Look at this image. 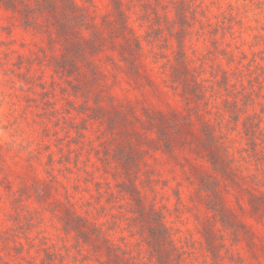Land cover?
Listing matches in <instances>:
<instances>
[{
  "label": "rangeland",
  "instance_id": "obj_1",
  "mask_svg": "<svg viewBox=\"0 0 264 264\" xmlns=\"http://www.w3.org/2000/svg\"><path fill=\"white\" fill-rule=\"evenodd\" d=\"M23 1L31 4L32 8L36 7L35 0ZM73 1L77 4L76 0ZM5 2L6 0H0V72L4 75L11 72V69L5 70L11 55H15L13 68L19 69L25 64L29 67L36 64L39 67L43 60L32 49H37L42 54L44 48L39 47L37 41L46 43L49 50L60 44L62 54L49 60V65L60 83L50 78L48 85L37 83L36 87L39 91L28 89L32 94L20 98L23 109L17 117V120L25 126L20 127L17 123L16 129L9 133L10 137L12 135L34 137L38 142L35 151L27 152L26 145H19L13 151L12 144L0 136V174H3L0 178V235L9 238L6 243L0 242V252L3 253L0 255V264H10L15 258H19V262L23 264H34L35 258L26 259V251H31L33 246L30 244L33 243L25 233L39 227L46 217L51 221L53 239L59 242L65 254L69 251L66 241L70 239L73 249L86 248L87 255L83 260L92 259L94 264H112L111 247L122 248L124 255L134 264H156L155 260L151 259L148 246L143 242L142 229L132 220L135 215L134 201L122 191V187L128 184L134 187L138 196L142 197L146 208L156 209L164 221L163 210L155 207L152 197L157 185L168 187L169 181L162 177L176 172L179 179L173 175V179L177 182L171 188V194L178 203L182 204V207L175 210V221L183 226L186 235L173 223L165 227L171 243L182 256L183 264H190L186 262L185 255L190 256L191 253H186L185 249L194 248L196 245L209 253L213 262L218 260L206 249L203 236L206 226L212 228L216 234L220 252L224 249L227 240L233 246H241V251L247 252L253 260L257 259V253L264 254V210L258 213L249 203V193L264 196V192L243 187L246 183H264V162L258 168L255 163L243 159L248 153L253 152L250 137L245 129V124L252 122L258 125L256 137L260 146L258 145L257 148L260 156L264 158L262 147L264 146V103L261 102L264 101L262 95L264 94V23L260 19L253 15L252 23L246 24L244 19L238 18L240 15L238 12L237 15L229 14L226 23L221 20L216 26L208 25V31L204 30L203 24H200L197 30L194 10L191 17H187L186 23L182 24L177 6L180 0H121L129 27L136 35L132 27L133 23L148 24V29L137 35L141 48L137 47V43L133 40L130 45L133 49H131L123 37L124 32L115 30L109 23L117 18L114 2L82 0L83 3L93 7L95 16L88 14L87 9L77 4L82 10L80 12L87 17L85 20L90 21V24L97 28L85 29L82 33L86 40H94L98 48L90 50L84 59L78 60L77 72L67 77L58 73L54 66L55 60L66 53L67 42L57 34L55 27H52V18L39 16L33 18L32 24L28 25L23 15L8 9ZM241 3L251 6L244 9L245 16L249 11L264 9V0H241ZM181 4L183 7V3ZM184 6V10L190 7L187 2ZM169 7L174 10L173 22H169L166 15H161ZM18 10L21 11L20 8ZM246 36L250 38L246 39ZM70 40L73 44L77 43L80 40L79 34H71ZM12 45H16L18 50H27V52L3 51ZM181 56L186 59L192 79L195 78L205 87L198 95L182 90L183 103L180 105L167 110H158L141 103L140 100L128 98L123 90L114 89L111 93L106 90L107 72L110 69L117 71L124 81L132 82L137 86L145 84L151 86L152 81L145 76V73L154 71L152 64L160 60L168 62V79L172 81L174 68L180 67L178 59ZM205 71L207 78L198 81L197 76L203 75ZM222 78L229 79L234 86V88L231 86L230 93L225 90L215 92L211 89L215 86L219 90L215 80L222 81ZM17 79L32 83L23 74H17ZM40 80L42 76H37L36 81ZM6 87V83L0 81V105L3 103ZM61 100H64L62 107L65 113L71 110L77 115L86 114L85 119L68 123L67 126L76 132L70 143L79 144L83 131L92 130L98 142L94 154L104 165V172H110L113 181L112 191L108 193L106 199L125 201L123 205L125 213L115 217L107 231L102 230L96 223V217L89 210L91 205L88 201L82 198L75 202L56 199L52 196L54 185L35 179L33 176L35 164L45 153H47L44 159L45 167H55L70 160V153L60 155L63 149H58L57 152L51 151L54 146L61 143L54 139L58 135L54 130L60 124V120L56 119L60 114L56 105ZM237 114L239 117L235 118ZM171 115H176V118L172 119ZM193 115L195 119L192 118ZM161 116H164L166 124H169L168 133L165 134L149 126L150 117L151 120L158 122V117ZM8 127L11 125L0 126V131L7 132ZM208 127L228 149L229 159L233 164L232 177L237 183L214 172L200 141V137L205 139L204 130ZM146 133H151V136ZM130 143L136 154L132 168L127 170L117 156V152ZM21 153L25 154L20 155ZM14 156L19 157L15 165L18 167L19 181L15 193L12 192L13 183L5 174ZM67 171L72 170L67 169ZM248 172L252 175L246 176L245 173ZM87 175L90 177L92 174L87 173ZM201 175L211 176L218 182L225 208L232 220V228L224 226L218 214L208 207L209 198L200 185ZM76 180L77 182L72 185L73 191L79 189L80 180L78 177ZM88 182L87 179L83 180L85 184ZM94 187L99 191L102 185L96 182ZM237 191L246 195V209L238 200L230 199V195ZM4 193H10L14 197L8 201L6 217L8 226L5 220ZM29 200L36 207L29 205ZM69 213L84 219L89 228L98 229L103 239L90 233L92 242H87L78 238L75 232L65 231L63 221ZM118 220L122 221V230L128 233L127 237L117 235L113 238L108 234L119 228ZM249 220L252 223H249ZM193 229L200 238L195 242L192 239ZM174 235L177 239L183 237V244L180 247H177L173 239ZM20 237H23L27 243V249H21ZM48 239L45 237L40 241L41 246L37 252V255L41 256L39 264H64L66 256L60 255L57 243L44 246ZM122 244L124 247H121ZM23 245L25 247V244ZM141 245L146 261L141 259V251H137ZM47 248L58 254L54 258L55 262H49L47 259ZM134 251L135 255L132 254ZM5 256L8 259H5ZM228 260L230 264H245L244 257L239 252L228 256Z\"/></svg>",
  "mask_w": 264,
  "mask_h": 264
},
{
  "label": "clouds",
  "instance_id": "obj_2",
  "mask_svg": "<svg viewBox=\"0 0 264 264\" xmlns=\"http://www.w3.org/2000/svg\"><path fill=\"white\" fill-rule=\"evenodd\" d=\"M77 4L82 8L88 10V14L95 16V10L89 4L83 3L82 0H76ZM245 8H251L250 5H243L241 0H192L190 7L185 13L189 18L195 11L196 24L195 28L199 30L200 24L205 26L204 30L208 31V25L216 26L220 23L221 20H224L226 23V17L231 15H237L239 12L240 15L238 18L244 19L246 24L252 23V17L255 15L258 19L264 23V9L261 10H252L247 13V16L244 14ZM203 13V15H201ZM161 15H166L169 22H173L175 19L174 10L169 7ZM135 19V17H133ZM43 22V21H42ZM132 27L135 29L137 35H141L146 29H148L147 23L136 22L132 24ZM84 31V29H80ZM85 31V35H86ZM54 38V37H53ZM250 38L248 36L245 37ZM239 43V41H234ZM39 47L44 48V52L41 54L37 49H32L33 52H36L37 55H40L43 63L37 67L36 64H33L29 67L27 64L23 65L21 68L16 69L12 67V62L15 60V55L10 56L9 62L5 66V70L11 69V72L8 75H4L3 72H0V81L6 83L7 87L5 88V97L3 99L2 105H0V126H8V131H0V136H3L4 139L8 140L12 144L13 151L19 145H26L27 152H34L37 147V141L34 137L29 135H12L9 136V133H12L16 127L17 123L20 124V127L25 125L17 120V117L23 109V105L20 102V98L24 95H31L28 89H33V91H39L36 87L37 83H44L48 85L50 83V78L56 80L57 83H60L59 78L52 71L51 66L49 65V60L53 57H59L62 54V48L60 44H56L51 50L46 46V43H40ZM31 47V46H29ZM147 45L145 49L147 50ZM14 50H18L16 45H12L10 48L3 49L4 52L13 53ZM25 51L27 50H18ZM206 67V66H205ZM154 71L146 72L145 76L152 81L151 86L147 84L143 86H137L136 84L128 81H124L120 74L117 71L109 70L107 72L106 80V90L111 93L114 89L118 91H125L128 98H135L140 100L141 103L150 105L158 110H167L171 109L177 105L183 103L182 98V86L178 82H173L168 79V62L165 60H160L157 63L152 64ZM17 74L25 75L32 83H26L25 80L17 79ZM37 76H42V80L36 81ZM207 78V71L203 75H198L197 79L204 80ZM23 89V91H21ZM47 90V89H45ZM264 95V94H262ZM70 99V98H69ZM264 103V101H261ZM79 103V101H77ZM64 100H61L60 103L56 105V108L60 111V114L56 119L60 120L59 126L54 130L58 135L54 138L61 141L57 146H54L51 151L57 152L58 149H63L64 151L60 155L70 153V160L64 164L56 165L55 167H45L44 159L47 153L39 158V162L35 164V172L33 176L35 179L43 180L44 182H50L54 185V191L52 196L56 199H68L73 202L77 200H86L91 205L89 209L92 211L93 215L96 217V223L101 226L102 230L107 231L109 224L113 221L115 217H119L122 213H125V204L124 200L117 201H108L107 195L112 191V177L110 172H104V165H102L97 157L94 154V149L98 143L95 140V136L91 129L83 131V136L79 144H71L70 141L73 137L76 136V132L69 128L67 125L69 122L75 120L80 121L81 119L86 118V114L77 115L75 111L69 110L67 113L63 111ZM195 119V115L192 117ZM16 121V123H13ZM50 127V125H49ZM221 128L223 125L221 124ZM146 135L151 136V133H146ZM51 143V141H46ZM68 145V147H65ZM21 153L20 155H24ZM78 157V159H77ZM19 160L18 156H14L13 161L10 162V165L6 171L9 181L13 183L12 192L15 193L16 185L19 183L17 179L18 167L15 166L16 162ZM72 161H76L73 163ZM67 169H71V172H68ZM87 173L92 175L89 177ZM3 174H0L2 178ZM173 175L177 176L179 179L178 172L173 173L172 175L165 174L162 179H167L169 181L168 187H162L160 185L156 186V191L152 197L153 203L157 209L163 210L164 223L167 226L169 223L175 224L176 227L181 228V233H184L183 226L175 221V210L182 207L181 203H178L171 194V188L176 184L177 180L173 179ZM246 176L252 175L251 172L245 173ZM76 177L79 178V189L73 191L72 185L77 182ZM87 179L89 182L87 184L83 183V180ZM96 182H100L102 187L97 191L94 187ZM244 188L248 190H259L264 192V183H253V184H244ZM5 197V220L6 226L7 223V212H8V201L12 197L10 193H4ZM230 199L238 200L239 204L243 208H247L246 195L243 192L237 191L230 195ZM28 204L32 207H36L32 204V201L29 200ZM252 223L251 220L248 221ZM51 221L46 217L44 222L33 230L26 232L28 239L35 245L30 252L26 251V259H33L34 264H39L41 259L40 255H37V252L40 248V241L45 237H48L45 247L51 243H57V247L60 248V255H65L64 264H94L92 259L87 261L83 260V257L87 255L86 248L73 249L71 247V240L66 241V246L69 251L65 254L63 247L59 242L53 239V229L50 227ZM119 228L116 231L109 232L108 234L115 238L117 235H123L127 237L128 233L123 231L122 221H117ZM186 235V233H184ZM179 235V234H178ZM135 239V238H133ZM174 241L177 244V247H180L183 244V237L177 239V236H173ZM193 242L199 240V236L196 235L195 230L193 229L192 235ZM128 241L126 240V243ZM19 243L25 244L27 249L28 245L25 243L23 237H20ZM121 247H124L122 244ZM143 245L140 246L137 251L142 253ZM186 253H191V255H185L186 262L190 264H230L228 256L234 255L239 252L244 257L245 264H264V254L257 253V259L253 260L250 258L249 254L245 251H241V246H233L229 241H225V247L221 250L219 256L222 259H218L213 262L210 254L205 250L200 249L199 245H196L194 248L185 249ZM133 255L136 254L134 251ZM3 255V253H0ZM75 257V260H73ZM5 259H8L5 256ZM141 259L146 261V257L141 254ZM10 264H23L19 262V258H15L10 261Z\"/></svg>",
  "mask_w": 264,
  "mask_h": 264
},
{
  "label": "trees",
  "instance_id": "obj_3",
  "mask_svg": "<svg viewBox=\"0 0 264 264\" xmlns=\"http://www.w3.org/2000/svg\"><path fill=\"white\" fill-rule=\"evenodd\" d=\"M112 1L115 5L117 18L115 21L109 22L110 25H112L115 30H122L124 32L123 37L126 42H128V46H130L132 41L134 40L138 45L137 47L141 48L139 36H137L129 27L128 17L123 10L121 0ZM180 1L181 2H177V6L179 9V17L183 21L182 24H184L186 23L188 17L185 15L187 9L184 10V3L187 2L190 6L192 0ZM181 3H183V7ZM4 4L8 9L20 12L24 17L25 23L28 25L32 24L33 18H37L39 16L44 18H52V27H55L57 34L63 37L67 42L66 53L63 54L61 58L56 59L54 62V66H56V70L58 73H61L67 77L71 76L73 73L77 72L78 60L84 59L90 50H95L98 48V44L94 43V40H86L85 36L82 33L83 31H80L81 28L84 30L97 28H95V26H92L90 24V21L85 20L87 17L80 12L82 10L73 0H35V8H32L31 4H27L23 0H6ZM19 8L21 11L18 10ZM157 21L159 22L160 20ZM159 25L161 26V24ZM73 33L79 34V38L82 41L79 40L75 44L71 43L70 35ZM178 61L180 67L174 68L172 81L178 82L182 86V90L186 92L196 93L197 95L202 93L205 85L197 82L195 78L192 79L191 73L188 71L189 68L187 67L185 57H179ZM215 83L219 87V90L216 89L215 86L211 88L215 92H221L225 90L226 92L230 93L231 86L234 88V86L231 85L230 80L226 78H222V81L215 80ZM236 117H239V114H237L235 118ZM171 118L175 119L176 115H171ZM158 119L159 121L156 122L151 120L150 117L149 126L152 129L157 128L158 131L162 134L168 133L167 126H169V124H166L164 116H161V118L158 117ZM173 122L176 123L177 121L173 120ZM245 129L246 134L250 137V144L253 146V152L248 153V155L244 156L243 159L249 160L250 163H255V165L259 168V166L264 162V158L260 156L259 150L257 148L258 145L260 146V144L257 143L258 138L256 137L258 125L254 122H252L251 124L246 123ZM204 135L205 139H203V137H200V141L203 148L206 150V155L213 167L214 172L229 178L233 183H237V180L232 177L233 164L229 159L230 154L228 149L224 146L223 143L218 140L217 135L213 133V130L211 128H206L204 130ZM131 146L132 145L130 143L128 146H125V148H120L117 152V156L120 157L119 159L122 161L127 170H130L132 168L135 158L134 155L136 154L133 146ZM262 147L264 149V146ZM200 185L205 193H207V196L209 198V201L207 203L208 207L213 212H216L218 214L219 220L224 226L232 228V220L225 208L226 206L223 202L218 182L213 180L211 176L201 175ZM122 191L129 195L130 198H132V200L134 201L135 215L132 220L135 225L140 226V228L142 229L143 242H145V244L149 248L151 259H154L156 264H183L181 254L177 252L175 246L171 243L167 228L165 227L161 214L154 208L147 209L142 197H139L136 189L132 186H129V184L124 185L122 187ZM249 195V203L253 210L258 213L263 211L264 196L256 195L253 193H249ZM63 223L65 231L75 232L78 238L83 239L84 241L92 242L90 233L92 235L96 234L99 239H103V237L101 236V232L98 231V229L94 227L89 228L87 222L74 213H69L67 218L64 219ZM203 236L205 238L207 251L210 252L214 258H221L219 256L220 251L218 250L217 237L213 229L209 226H206L204 228ZM8 240L9 238H3L2 235H0V242L6 243L5 241ZM30 245L33 247L35 246L34 244ZM21 249H25L23 244H21ZM110 252V262L112 264H134L133 262H130V259H128L124 255V251L122 250V248L111 247ZM57 255L58 254H54L53 252H51L50 248L46 249V257L49 262H55L54 258Z\"/></svg>",
  "mask_w": 264,
  "mask_h": 264
}]
</instances>
